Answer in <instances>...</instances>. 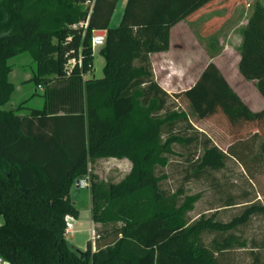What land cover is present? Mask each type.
Instances as JSON below:
<instances>
[{"label": "trees", "instance_id": "1", "mask_svg": "<svg viewBox=\"0 0 264 264\" xmlns=\"http://www.w3.org/2000/svg\"><path fill=\"white\" fill-rule=\"evenodd\" d=\"M84 1L0 0V257L8 264H264V243L248 249L238 234L264 206L249 205L228 222L217 211L188 220L201 195L161 186L174 145H200L189 159V179L223 169L228 158L243 164L254 149L264 160V124L223 151L155 81L150 61L168 50L170 29L179 22L224 8L202 25L216 29L242 0H126L114 28L118 0H94L88 9ZM93 30L106 32L103 77L83 79L92 73ZM241 34L238 72L264 97L260 3ZM24 53L34 63L30 82L41 87L43 107L20 115L23 104L6 107L13 92L8 61ZM79 53L81 69L67 75V61ZM202 78L217 86V106L230 121L264 123V111L247 112L214 68ZM109 158L131 166L116 183L89 177L91 220L112 227L81 251L65 238V217L79 216L70 189ZM206 235L213 236L209 244Z\"/></svg>", "mask_w": 264, "mask_h": 264}, {"label": "rangeland", "instance_id": "2", "mask_svg": "<svg viewBox=\"0 0 264 264\" xmlns=\"http://www.w3.org/2000/svg\"><path fill=\"white\" fill-rule=\"evenodd\" d=\"M123 9L120 13V0H118V8L110 20L111 28L119 24ZM216 11L211 8L186 25L177 26L171 33V44L168 51L160 58H153L155 70L153 67L152 70L156 71L154 74L156 82H159L175 103L189 114L195 130L202 137L210 138L218 148L227 151L228 148L233 147L236 139L249 137L258 128H262L264 123L245 119H239V122L230 121L217 106L219 97L215 98L214 94L217 86L213 81L202 78L203 73L209 68H214L249 113L263 112L264 99L257 93L254 83L243 81L237 72L239 47H236L235 40L238 33L235 31L232 34L229 46L225 43L226 41L224 42L226 25L223 24L229 17L216 29L210 25L204 28L208 32L202 30L203 23L214 17ZM99 50L100 48L97 47L93 52L94 77L92 78L96 79L103 77L104 59L99 54ZM8 64L11 65L8 79L13 85V92L6 107L15 109L18 105L24 104L28 110L41 109L43 91L35 89L30 82L34 71V63L30 55L24 53L10 59ZM34 89L37 92L35 95ZM209 103L210 105L215 103L211 110ZM212 109H216V112ZM173 147L176 153L170 157L168 166L163 170L167 179L161 183V186L172 192L183 188L186 195L197 193L201 195L193 210L189 212L188 220L217 211L216 218L228 222L240 216L249 205L264 206V160L259 157L257 149L250 153L245 152L249 155L243 164L228 158L223 169L207 170L198 178L189 179L186 178L191 172L189 159L194 151L195 154L200 152V145L196 144L192 149L179 145ZM129 167V162L125 160H100L90 166L91 171L87 175L107 185L118 182L128 172ZM70 199L80 209L82 222L80 226L83 228L88 226L89 237L91 231L98 234L112 227L111 225L91 224L89 221V187L81 189L73 185L70 190ZM229 203L232 205L224 206ZM238 234L246 239L248 249L252 248L253 242L258 246L256 248H260L259 246L264 243V213L252 216L246 225L240 228ZM212 237V235L204 236V242L209 244ZM83 240V236L79 234L75 236L73 243L77 246L82 244Z\"/></svg>", "mask_w": 264, "mask_h": 264}, {"label": "crops", "instance_id": "3", "mask_svg": "<svg viewBox=\"0 0 264 264\" xmlns=\"http://www.w3.org/2000/svg\"><path fill=\"white\" fill-rule=\"evenodd\" d=\"M260 3L263 7H264V0H242L241 3L236 6V8L234 9V12L229 16V18L224 22V26L226 25V35H225V40L224 42L227 44V46H229V42L232 41V34L236 31L238 33V36L236 38V47H239L241 45V42H242V29L246 26L247 22H248V19L250 18L252 12H253V7H254V4L255 3ZM124 3H125V0H120V13L122 11V9L124 8ZM118 8V2L116 4V7H115V10ZM114 10V11H115ZM226 11L224 8H221L219 10L216 11V14H214L213 16H222L225 14ZM113 16V15H112ZM112 18V17H111ZM189 21L187 20H183L181 22H179L178 24H176L175 26H173L171 29H170V37H169V46L171 44V33L172 31L179 25L183 24V25H186ZM203 22V21H202ZM169 49V48H168ZM168 51V50H167ZM167 51L165 52H160V53H154V54H151L150 55V61H151V65L153 67V70H155V65H154V61H153V58H160L163 54H165ZM238 61H239V55L237 57V64H238ZM154 73L153 74H156V71H153ZM237 72H238V68H237ZM239 76L242 78L243 81H246L241 75L240 73L238 72ZM156 76V75H155ZM90 77H94L93 76V69H92V73L90 74ZM156 81V80H155ZM253 82V81H251ZM161 88L163 90L166 91V89L159 83L157 82ZM254 83V82H253ZM255 87V85H254ZM256 89V87H255ZM257 91V89H256ZM36 92V90L34 89V93ZM167 92V91H166ZM37 93V92H36ZM168 93V92H167ZM258 93V91H257ZM169 94V93H168ZM259 94V93H258ZM260 95V94H259ZM261 96V95H260ZM261 98L264 99V97L261 96ZM23 107L24 109L22 110V112H20L19 114L20 115H23V114H26L28 109L25 108V105L23 104ZM10 109H13L12 107H8ZM109 159H114V158H109ZM106 160V159H105ZM127 161V160H125ZM129 162V161H128ZM130 164V162H129ZM131 166V164H130ZM130 169V167H129ZM91 171V169L89 170ZM129 172V170H128ZM127 172V173H128ZM126 173V174H127ZM124 177V176H123ZM122 177V178H123ZM81 178V177H80ZM121 178V179H122ZM120 179V180H121ZM76 187V186H75ZM77 188V187H76ZM71 190V189H70ZM89 198H90V195H89ZM76 204V203H75ZM77 207V206H76ZM90 209H91V206H90ZM79 211V216L78 218H75L74 219V232L69 234V235H66V240L68 241L69 244L73 245L75 248L81 250V251H84L85 249V243L87 240H89V232H88V226H86V228H83L81 227L80 225L82 224L81 222V211L80 209H78ZM89 221H91V224L93 223L92 220H91V213L89 214ZM3 223V220L1 218V221H0V225ZM95 224V223H93ZM82 235L84 240L82 242V244L80 245H74L73 243V240L75 238L76 235ZM5 264H8L7 262H5Z\"/></svg>", "mask_w": 264, "mask_h": 264}, {"label": "built area", "instance_id": "4", "mask_svg": "<svg viewBox=\"0 0 264 264\" xmlns=\"http://www.w3.org/2000/svg\"><path fill=\"white\" fill-rule=\"evenodd\" d=\"M94 0H85L83 5L85 7L90 8L93 4ZM80 26L83 25V23L79 24ZM86 23H84V27H85ZM73 27H75V25H73ZM97 31L99 30H93L92 31V37H91V50L92 52H94V50L99 47L101 48L104 43H105V36L97 34ZM77 66L79 69H81L82 67V57L81 54L79 53L77 58H71L67 61L66 63V73L67 75H69L72 71V69ZM90 76V72H87L86 74H82L83 79H87V77ZM38 88H41L40 86H38ZM90 185V179L88 175L82 176L81 178H79L76 183L75 186L77 188H81V189H87ZM74 232V218L71 216H66L65 217V236L69 235L71 233ZM97 238V235L94 234L91 231V235L89 237V240H91L92 242H94V240ZM0 264H5V261L0 257Z\"/></svg>", "mask_w": 264, "mask_h": 264}, {"label": "water", "instance_id": "5", "mask_svg": "<svg viewBox=\"0 0 264 264\" xmlns=\"http://www.w3.org/2000/svg\"><path fill=\"white\" fill-rule=\"evenodd\" d=\"M97 34H100V35H103V36H105L106 32H105V31H103V30H100V31H97Z\"/></svg>", "mask_w": 264, "mask_h": 264}]
</instances>
